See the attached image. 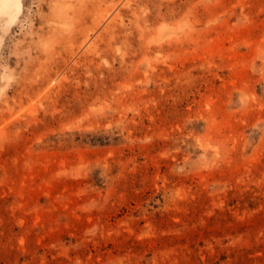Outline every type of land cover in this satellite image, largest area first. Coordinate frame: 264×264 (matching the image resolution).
I'll return each mask as SVG.
<instances>
[{
    "label": "rangeland",
    "instance_id": "rangeland-1",
    "mask_svg": "<svg viewBox=\"0 0 264 264\" xmlns=\"http://www.w3.org/2000/svg\"><path fill=\"white\" fill-rule=\"evenodd\" d=\"M0 264H264V0H0Z\"/></svg>",
    "mask_w": 264,
    "mask_h": 264
}]
</instances>
